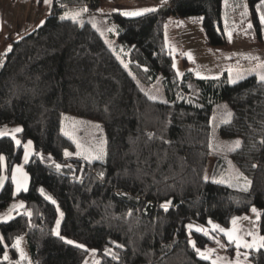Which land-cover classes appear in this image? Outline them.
Listing matches in <instances>:
<instances>
[{"label": "trees", "instance_id": "obj_1", "mask_svg": "<svg viewBox=\"0 0 264 264\" xmlns=\"http://www.w3.org/2000/svg\"><path fill=\"white\" fill-rule=\"evenodd\" d=\"M224 1L166 0L139 16L113 8L107 15L114 24L109 37L127 67L89 22L60 19L69 9L90 10L110 0H51L44 23L10 42L0 55V127L20 125L22 131L20 144L0 137L7 175L0 188V211L15 199L24 207L0 222V264H23L13 247L22 235L33 264H82L87 248L96 250L98 264H210L197 248L224 235L189 233L188 225L208 226L211 221L227 228L253 207L260 213L256 228L264 236V83L254 75L233 84L196 79L198 98L178 101L180 92H188L186 80L193 74L183 58L185 73L182 81L177 79L164 44L165 21L172 16L195 19L207 46H226ZM247 3L249 11L242 14L239 28L251 21L245 31L257 34L253 40L262 43L258 12H264V3ZM159 76L167 103L150 99L137 84H152ZM221 101L233 115L230 124L220 125L219 135L242 141L228 156L252 181L248 192L212 182L224 169L219 156H214L209 181L203 180L213 156L210 118ZM64 115L102 126L104 162L66 158L65 151H74L75 144L61 131ZM148 133H154L152 139ZM27 140L34 150L24 165L28 190L13 195L10 174L21 162ZM166 200L172 201L168 211L161 208ZM59 210L63 216L57 236L53 228ZM7 251L9 260H4ZM248 253L251 264H264V249Z\"/></svg>", "mask_w": 264, "mask_h": 264}, {"label": "rangeland", "instance_id": "obj_2", "mask_svg": "<svg viewBox=\"0 0 264 264\" xmlns=\"http://www.w3.org/2000/svg\"><path fill=\"white\" fill-rule=\"evenodd\" d=\"M10 1V0H9ZM165 0H110V3L107 2L105 6H100L98 8L87 9V11H82L84 8H73L69 9L62 13H75L80 12L81 15L78 17V22L85 21L89 22L97 31L101 34L104 40L107 42L109 47L114 50V52L119 56L116 52L114 45L115 41L109 37V31L112 30L114 24L110 23L107 19V15L109 12L113 11V6L122 13L125 12H135L142 11L144 9H152L155 6L164 3ZM26 5L29 10H38L40 13L49 12L51 8L50 4H44L40 6L37 4V0H26ZM4 3V0H0V4ZM10 3V2H9ZM23 3V7L24 6ZM44 3V2H43ZM225 11L223 13L222 22L224 25H228L227 36H228V44L226 46L221 47H209L205 44L202 33L196 29H191L188 27L195 22V19H177L172 16H169L165 21V29H164V44L166 48L170 51L172 55L173 65H175L174 69L176 72V77L179 81L183 80V76L185 73V68L183 67L182 59L186 58L189 65L188 70L191 71L192 78L186 80V87L188 92H180L177 100L184 101H193L198 98L199 90L196 87V79L200 80H208V79H222L226 84H233L231 81H240L249 76H256L258 79V75H264V22H262L261 17L264 16V12L259 10V20L262 24V43L257 42V34L253 33L251 36L247 35L245 31L246 26L252 24V22H248L244 27L239 28V22L241 20L242 14L244 12H248V3L247 0H225ZM37 17V14L33 16V19ZM190 22V23H189ZM80 23V22H79ZM188 23V24H187ZM81 24V23H80ZM112 26V27H111ZM237 30V32L235 31ZM252 39V40H251ZM3 53V52H2ZM121 62L126 66V62L124 58L119 56ZM127 67V66H126ZM179 73V74H178ZM259 80V79H258ZM235 82V83H236ZM140 89L146 93L149 97H155L153 100L157 101H167L169 102V98L167 97L163 84L161 81V76H159L154 83L152 84H144L140 81H137ZM230 111L228 105L221 101L215 105V108L211 114L210 118V138L211 144L213 145V149H211L213 156H211L207 161L206 173L209 178L212 176V168L214 162V156H219L223 161L224 169L218 170L212 177L213 179L219 180L222 176L226 177L229 169V161L231 165L234 166L233 175H235V171H237V167L229 158L228 153L226 151V147L223 151H215L214 148L216 145H228L231 142L239 139H224L219 135L220 121L222 118H227V112ZM98 126V127H97ZM16 128H21L20 125H4L0 127V132L6 133L3 136L12 137L15 136L16 140H19L18 133L14 130ZM61 131L65 135L67 132L69 135H66L71 140H73L75 144L74 151H67L72 155L66 156L67 159H79L82 161H87L83 157L89 154H96L99 152L101 148H103L106 152L105 147V137L102 126L96 122L85 118H79L73 115H64L62 118V126ZM0 136V137H3ZM240 140V139H239ZM30 140H27L24 144V153L21 159V162L17 163L14 167L17 166L22 167L23 171H25V150L27 143ZM17 144V143H16ZM77 144L81 145L80 148H77ZM28 151V160L30 156L33 154V145L27 149ZM81 152L80 156H77L76 153ZM27 160V162H28ZM99 161V160H93ZM92 161V162H93ZM89 162V161H87ZM101 162V161H100ZM2 164V172L0 177H3V183L7 177L5 172V162L1 161ZM12 169V171H13ZM12 171L10 174L12 180ZM239 171V170H238ZM28 174H27V186H28ZM13 182V181H12ZM240 184H243L244 181L241 179L239 181ZM14 184V183H13ZM226 185V184H224ZM227 186V185H226ZM1 188V187H0ZM16 185L14 184V192ZM233 189H237L233 187ZM22 191V190H21ZM23 204V201L20 199L13 200L5 209L0 211V222L8 221L6 217L10 214L11 217H14L17 213L22 212V208L24 207H16L12 208L13 205ZM60 210L58 213L57 220L61 221ZM244 217H248V219H244ZM236 225L232 224L229 227L224 228L216 223H209L208 226L200 225V224H189L192 225L191 228L188 227L189 233L191 230L201 229L199 232L206 233L212 235L214 233L223 234L224 237H215L214 243L204 247L203 249H199L201 252H204L209 260L210 264H213V261H216V264H235L237 260V249L235 243H230L233 245V249L229 250V241L228 237L220 232L218 229L213 228V225H218L219 228L225 229V231H230L233 227H236L239 231L237 232L238 236L243 237L246 241H251L252 237L246 235L249 231H254L258 235L256 228L257 217L256 214L252 211L247 215L236 217ZM56 220V221H57ZM255 222V225H254ZM57 225L53 228L55 230ZM59 231V229H58ZM198 231V230H197ZM261 236V235H260ZM18 238H22L20 241L18 255L19 259L23 262V264H33L29 248L26 241V236L22 235ZM190 242H193V239L190 235ZM17 241V240H16ZM76 243V242H74ZM16 244V242H15ZM78 244V243H77ZM82 245V244H78ZM84 246V245H83ZM85 247V246H84ZM23 250L26 258L22 259L20 255V250ZM94 250V251H93ZM250 249H245L241 247L239 251L241 253L248 252ZM8 257L9 253L7 251ZM200 256V255H199ZM201 257V256H200ZM241 264H247L244 261V256L241 255L239 257ZM16 264L13 261H9L7 264ZM82 264H98V257L96 255V250L94 248H87V254ZM251 264V263H250Z\"/></svg>", "mask_w": 264, "mask_h": 264}, {"label": "snow or ice", "instance_id": "obj_3", "mask_svg": "<svg viewBox=\"0 0 264 264\" xmlns=\"http://www.w3.org/2000/svg\"><path fill=\"white\" fill-rule=\"evenodd\" d=\"M37 2H39V0H37ZM43 2L45 4H50L51 0H43ZM165 2H166V0H165ZM261 3H264V0H261ZM82 11H87V8H84ZM150 11H155V9H144L142 11L125 12L123 14L126 15V16H139V15L143 14V12H150ZM80 15H81L80 12H75V13H70V14L69 13H65V15H62L60 17V19L61 20L71 19L75 23V22L78 21V17ZM261 20H262V22H264V16L261 17ZM79 22L82 25L83 22L82 21H79ZM40 23L42 25L44 22L41 21ZM249 27H251V25ZM9 50H11L10 47H9ZM173 67H175V65H173ZM258 79H259V81L261 83H264V75H258ZM231 82L235 83L236 81L233 80ZM149 98L150 99H155V97H151V96ZM163 102L167 103V101H163ZM232 115L233 114L230 111L227 112V118H222L220 123L221 124H225V125L230 124ZM14 131L15 132H20V131H22V129L21 128H16ZM5 134L6 133L0 132V136H3ZM65 135H69V134L67 132H65ZM153 136H154V133H148L149 139H152ZM13 139H15V136H13ZM161 139H163V138L161 137ZM163 142L164 143H169V144L171 143L170 141H167V140H164ZM16 143L20 144V141L16 140ZM260 143L264 144V140H261ZM31 145H32V142L28 141L27 146H26V150H25V157H24L25 162H27V160H28V151H27V149L30 148ZM241 146H242V141L237 139V140L231 142V144H228L226 146H224V145H216L214 150L215 151H223L225 149V147H226V151L227 152H234L237 149L241 148ZM80 147H81V145L77 144V148H80ZM209 148L213 149V145L211 143H209ZM64 155L65 156H70L72 154L67 152V151H65ZM76 155L80 156L81 152H77ZM105 156H106V152H105V150L103 148H101L98 153L85 155L83 158L85 160L89 161V162H92L93 160H99L101 162H104ZM4 159H5L4 156L0 155V161H3ZM60 167H61V165H59V164L56 165L57 169H59ZM252 167L255 168L256 165H252ZM229 169L230 170L228 171V174H227L226 177L222 176L221 179H219V180L213 179L212 182L218 183V184H226L227 187H229V188L236 187L240 191L248 192L250 190L251 185H252V181L249 180L247 177L243 176V174L240 173L238 170L235 171V175H233V171L232 170L234 169V166L231 165L230 161H229ZM99 176H100L101 179H103L104 172H100ZM3 179H4L3 177H0V187H2V185H3ZM241 179L244 181L243 184L239 183V181ZM203 180L205 182L209 181V176L207 175L206 172H205V174L203 176ZM12 181L16 185L15 192L13 193V195H16L21 190H23V191H27L28 190V188H27V173L23 171L22 167L17 166L16 168L13 169V171H12ZM40 191L43 194V189H41ZM117 194L118 195H124L123 193H117ZM47 199L51 200V197H47ZM52 203L55 204L56 203L55 200H52ZM171 204H172L171 200H166L163 204H161V208H163L164 211H168L169 210V206ZM23 206L24 205L21 203L20 205H13L12 208L15 209L16 207H23ZM251 211L256 214L257 221H259L260 213L257 211V209L255 207H253L251 209ZM29 215H31V213H29ZM129 215H131V213H129ZM60 216L61 217L63 216L62 212L60 213ZM6 219L7 220L12 219L11 215L9 214L6 217ZM244 219H248V217H244ZM236 221H237V218H233L232 224L234 226L236 225ZM209 223H211V221H209ZM56 225H57V228L55 230V234L57 236H59L60 235V233L58 231L59 225H60V220L59 219L56 221ZM254 225H255V222H254ZM188 227L191 228L192 225H188ZM213 228H214V230L218 229L220 232L224 233L228 237L229 243H235L236 249H237V260H236L235 264H241V261L239 260V257L241 255L244 256V261L247 262V264H250V261H249L250 253H248V252L241 253L239 251V249L241 247H243L245 249H251L253 253H258L261 249H264V236H260L254 231H249V232L246 233V235L252 237L251 241H246V240L243 239V237L237 235V232L239 230L236 227H233L232 230L227 231V232L225 231V229L219 228L218 225H213ZM197 230L200 231L201 229H197ZM60 238L64 239L63 237H60ZM21 239L22 238H17L16 244L13 245V247L19 249V245H20ZM2 241H3V237H0V242H2ZM66 242L69 243V244H73L74 243L73 241H70V240L66 241ZM191 243L193 244V247H195V242H191ZM77 247L83 248L84 246L83 245H77ZM117 247H122V245H117ZM197 253L204 259L208 258V256L204 252H201L199 249H197ZM20 255H21L22 259L26 258V256H25V254H24L22 249L20 250ZM113 258L114 259L117 258L115 256V254H113ZM3 259L4 260H9L7 252L4 253ZM10 264H11V262H10ZM213 264H216V261H213Z\"/></svg>", "mask_w": 264, "mask_h": 264}, {"label": "crops", "instance_id": "obj_4", "mask_svg": "<svg viewBox=\"0 0 264 264\" xmlns=\"http://www.w3.org/2000/svg\"><path fill=\"white\" fill-rule=\"evenodd\" d=\"M24 1L26 0H4V3L0 4V55L8 48L11 41L31 32L47 15L44 10L43 13L36 9L29 10ZM23 3L25 7H23ZM37 4L39 5V2ZM44 4L41 3L40 6ZM113 8L116 7L113 6ZM35 14L37 17L33 19ZM193 24L196 25L188 24V27L191 29L198 28L197 30L201 34L199 23L193 22Z\"/></svg>", "mask_w": 264, "mask_h": 264}]
</instances>
